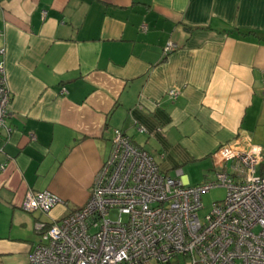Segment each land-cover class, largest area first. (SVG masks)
Masks as SVG:
<instances>
[{"label":"crops","instance_id":"1","mask_svg":"<svg viewBox=\"0 0 264 264\" xmlns=\"http://www.w3.org/2000/svg\"><path fill=\"white\" fill-rule=\"evenodd\" d=\"M0 32V264L86 203L114 129L191 186L219 146L264 147V0H0ZM29 190L64 202L26 211Z\"/></svg>","mask_w":264,"mask_h":264},{"label":"built area","instance_id":"2","mask_svg":"<svg viewBox=\"0 0 264 264\" xmlns=\"http://www.w3.org/2000/svg\"><path fill=\"white\" fill-rule=\"evenodd\" d=\"M175 48L168 42L164 52ZM4 51L1 46V56ZM179 94L176 88L166 91L171 100ZM10 100L1 59L0 127L5 129ZM211 159L213 179L186 185L180 169L166 174L114 129L88 200L58 220L37 224L29 264H264V147L225 144ZM214 187L226 188L225 197L200 219L201 194ZM63 202L50 191L29 190L22 208L48 213Z\"/></svg>","mask_w":264,"mask_h":264},{"label":"rangeland","instance_id":"3","mask_svg":"<svg viewBox=\"0 0 264 264\" xmlns=\"http://www.w3.org/2000/svg\"><path fill=\"white\" fill-rule=\"evenodd\" d=\"M137 129V127H136ZM211 179V178H210ZM226 194V188L224 187H214L201 194V203L202 208L198 211V216L200 219H203V216L209 212L214 203H221ZM36 213H40L39 211H35ZM113 215L114 213L111 212ZM183 264V262H182Z\"/></svg>","mask_w":264,"mask_h":264},{"label":"trees","instance_id":"4","mask_svg":"<svg viewBox=\"0 0 264 264\" xmlns=\"http://www.w3.org/2000/svg\"><path fill=\"white\" fill-rule=\"evenodd\" d=\"M50 222L46 223V224H49ZM168 264H178L177 260H174V261H171L169 262Z\"/></svg>","mask_w":264,"mask_h":264}]
</instances>
